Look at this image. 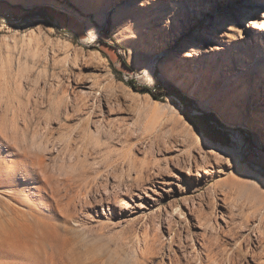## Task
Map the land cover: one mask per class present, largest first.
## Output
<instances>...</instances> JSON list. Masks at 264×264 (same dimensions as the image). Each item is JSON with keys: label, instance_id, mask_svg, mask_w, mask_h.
<instances>
[{"label": "rangeland", "instance_id": "1", "mask_svg": "<svg viewBox=\"0 0 264 264\" xmlns=\"http://www.w3.org/2000/svg\"><path fill=\"white\" fill-rule=\"evenodd\" d=\"M157 2L0 0V227L42 264H185L201 245L190 233L200 231L192 225L198 208L217 212V232L246 237L243 250L253 255L234 264H264V34L258 41L251 25L260 0H161L163 11ZM34 33L44 44L37 53ZM52 48L57 58L72 52L83 61L82 86L75 74L61 79L47 60ZM115 70L138 84L174 86L193 101L191 113L214 114L229 143L205 137L173 95L154 100ZM91 110L85 130L82 112ZM188 153L199 166L212 162L207 175L199 169L196 179L194 163L192 174L176 169ZM158 169L144 194L136 178ZM214 192V203L200 200ZM175 204L182 213L171 214ZM221 244L213 254L231 264ZM200 258L209 264L206 251Z\"/></svg>", "mask_w": 264, "mask_h": 264}, {"label": "bare ground", "instance_id": "2", "mask_svg": "<svg viewBox=\"0 0 264 264\" xmlns=\"http://www.w3.org/2000/svg\"><path fill=\"white\" fill-rule=\"evenodd\" d=\"M180 1L181 0H171V3L173 4V6H176ZM161 4H162L161 0H158L156 6L161 5ZM158 7L163 11V7H161V6H158ZM259 10H260V12H258V14L260 13L259 14L260 15L259 23L258 24H251L252 27L255 28V32L257 34L256 39L258 41L262 40V36H263L262 34H264V30L259 28V25L261 23H264V0H260ZM147 16H150V15L148 14ZM216 25H218V23H216ZM212 29H213V27H212ZM32 36L33 37L31 39L33 40L34 44L31 45V48H32L34 53H37L42 48H44L43 47L44 44L42 43L43 39L41 38L40 35H36L35 33ZM5 38H7V37L5 36ZM44 42L45 43L54 44V43H56L58 41H50L49 39H47ZM6 47H10V46L7 45ZM188 49H192V51H194V53L197 54V55H203L205 53V51L203 49H201V47H196V46L195 47L194 46L190 47L189 46ZM215 49H217V48H215ZM56 55H57L56 50L54 48H52L51 49V55L47 58V60L49 59L51 65L55 66L56 69L58 68V69H60L62 71L61 72L62 73L61 74V79L63 80L65 78L66 81L69 83L70 76H72V74H75V78H74V82L76 83L75 87L76 86H80V85L82 86L83 82H82L81 72H82V66L84 65L82 63L83 61L81 60V63H79V59H77L76 53L73 54L72 52L71 53H67L65 56H63L61 58H57ZM189 55H190L189 52L185 53V56H189ZM80 66H81V70H80ZM195 73H197V72L195 71ZM63 74H64V76H63ZM191 76L188 75V77H191ZM75 87H73L72 90H74ZM83 87L84 88H90L89 86H87V87L83 86ZM99 87H100V85H99ZM98 90H99V88H98ZM93 92H95V91H93ZM85 93H90V92H87V91H82L81 92V96L86 98V95H84ZM90 100H92L91 108H93L94 103H95V105L98 104L96 101L100 100V97L96 96L95 99L93 97ZM83 107H86V106H83ZM85 111H86V109H85ZM83 112H82V114L83 115L87 114V116L85 117V119L82 121L81 124L85 127V130H86L87 127L89 126L90 120L93 119L92 118L93 117L92 113H94V112L92 110L90 112H88V113H83ZM81 117H82V115H81ZM95 127L97 128L96 125H95ZM163 149L164 148H162V150ZM173 150L176 151V149H173ZM176 159L179 160L178 157ZM200 159H202V158L200 157ZM150 161H152V160L149 159V162ZM154 161L157 164L156 160H154ZM193 163H194L195 168H196V170H195L196 171V179H199V176H200L199 175V171H198L199 169L203 170L204 173H206V175H207L209 173V171L206 169V166H212V162H210L208 159H204V160L201 161V163L204 164L203 167L199 166L198 161L193 159V157L190 158V154L188 153L187 157H184V159H180L179 166H177L178 168H176V169L178 171L182 172V174H184V175L192 174L191 170H192ZM146 165H147V163H146ZM160 173H161V171H160V169H158L157 171H151L149 173H146V174H144V176H139V174H137L139 177L136 178V181L137 182L141 181L139 183V186H140V188H141V190H142V192L144 194H147V192H148L147 189L149 188V185H153L155 182H157V180H158L157 178L160 175ZM162 181H164V180H162ZM227 182L228 181L223 183V184H225V188L222 189L224 193H225V189H226V186H227V184H226ZM185 185H189V182H185ZM149 190H150V188H149ZM223 195H224V198L226 199L227 198L225 196L226 194H223ZM214 197H215V192L213 193V195L206 196V197H204L203 194H202L201 197H200V200L202 202L203 201L208 202V204L209 203H214L215 202V198ZM187 199H188V197L184 198L185 201H187ZM196 202H197V200H195L194 197H192V206H191V208H193V209L195 208V206H193V204L196 203ZM139 203L140 202L138 201V202L135 203V205L139 206ZM140 207H142V206H140ZM171 210H172L171 214L177 215L178 213H182V209L179 206V204L173 205V207H171ZM197 211H198V213H197V216H196V223L194 222V223H192V225H194L195 227L199 228L200 231L198 233L193 232V231L190 232V233H191L192 236H196L197 234L200 235L201 245H200V248L195 253V256H196L195 259L193 261H191L189 259V260H187V262L185 264H202L201 258H200V255L202 254V250L206 251V256L208 258L209 264H219L218 258L215 256V254H213V249H214L213 246L214 245L216 246V244H218L221 241H222V244L218 248L220 250V254H226V260L229 263H231V264H234V262L238 258L245 259V257L253 255L252 252H250V251L248 252L247 251V248H246V250H243V244L245 242L244 240L246 239V237H242V238L241 237L240 238L237 237V235H236L237 232H234L235 235H234L233 238L231 237V233L225 232L224 230H219L217 232L218 227H217L216 224H214L213 218H212V213H214V215L217 213L216 211H214V209L211 210L209 216L204 211H202V209H200V208H198ZM220 212H222V210ZM139 214H140V212H139ZM141 214H144V213H141ZM178 230L179 229H174V230L171 231L172 232V233H170L171 241H172L173 235H176V234L180 233ZM208 233H210V235H212V234L214 235L213 242H211L210 240L207 239ZM228 234H229L230 237L227 236ZM259 234H258V238L260 239L261 235H259ZM224 241L226 243H224ZM232 241L234 243V246L232 248H230V247L228 248V245ZM260 242H262L261 239H260ZM144 247L145 248H143V249H145V252H143V253H145V256L153 258L154 257V255H153L154 251H153L152 247H150V245H148V244H145ZM255 255L258 256V254H255ZM262 258H263L262 256H259V259H262ZM176 259H178V257H176L175 259H172V258L168 257V261H169L170 264L178 263L179 260H176Z\"/></svg>", "mask_w": 264, "mask_h": 264}, {"label": "trees", "instance_id": "3", "mask_svg": "<svg viewBox=\"0 0 264 264\" xmlns=\"http://www.w3.org/2000/svg\"><path fill=\"white\" fill-rule=\"evenodd\" d=\"M46 12L56 13L54 9L48 8ZM119 61L124 69L132 71V68L125 62V60L117 55ZM117 74L119 80L124 81L126 85L131 87L134 91L149 94L154 100H162L165 95H173L176 97L184 106V116L186 120L191 123L198 131H200L205 137L213 142H218L223 145L229 143L228 132L224 130L223 125L211 112L200 111L198 114L191 113V110L196 108L193 101L182 94L181 91L176 89L174 86H147L138 84L133 79L124 80L120 75L119 71H114ZM189 109V110H188Z\"/></svg>", "mask_w": 264, "mask_h": 264}, {"label": "snow or ice", "instance_id": "4", "mask_svg": "<svg viewBox=\"0 0 264 264\" xmlns=\"http://www.w3.org/2000/svg\"><path fill=\"white\" fill-rule=\"evenodd\" d=\"M264 30V23L259 25ZM223 159V156L219 157ZM6 165L0 163V176L5 174ZM44 193H38L36 197L37 209L42 208ZM0 264H42L39 254L32 252L18 243L10 234L7 226L0 227Z\"/></svg>", "mask_w": 264, "mask_h": 264}]
</instances>
